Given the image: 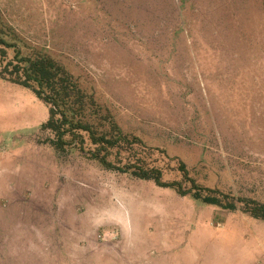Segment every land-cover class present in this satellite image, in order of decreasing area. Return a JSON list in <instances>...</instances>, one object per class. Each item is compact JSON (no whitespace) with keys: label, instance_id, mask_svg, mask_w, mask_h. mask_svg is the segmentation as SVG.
<instances>
[{"label":"rangeland","instance_id":"1","mask_svg":"<svg viewBox=\"0 0 264 264\" xmlns=\"http://www.w3.org/2000/svg\"><path fill=\"white\" fill-rule=\"evenodd\" d=\"M260 205L264 0H0V264H264Z\"/></svg>","mask_w":264,"mask_h":264},{"label":"trees","instance_id":"2","mask_svg":"<svg viewBox=\"0 0 264 264\" xmlns=\"http://www.w3.org/2000/svg\"><path fill=\"white\" fill-rule=\"evenodd\" d=\"M27 62L30 65L23 74L26 77L23 83L28 86H39L37 94L40 96L43 92L48 93L46 99L54 107L51 108L49 124L50 127L58 129L61 141L64 142L72 138L73 133H75L73 131L81 133L82 130H87L89 127L83 116H81V108H78L79 106L74 105L72 102L77 99L73 98L77 95L75 90L77 87L73 79L60 71L61 66L52 60L42 58L27 60ZM71 85L72 87L69 88ZM57 115H59V118L53 122L54 117ZM140 175L145 178L149 177V173L144 170ZM155 177L157 183H160V176ZM257 209L264 215V206L260 205Z\"/></svg>","mask_w":264,"mask_h":264}]
</instances>
